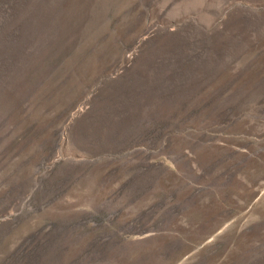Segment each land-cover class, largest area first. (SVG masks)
Segmentation results:
<instances>
[{"label": "rangeland", "instance_id": "374dc122", "mask_svg": "<svg viewBox=\"0 0 264 264\" xmlns=\"http://www.w3.org/2000/svg\"><path fill=\"white\" fill-rule=\"evenodd\" d=\"M0 264H264V0H0Z\"/></svg>", "mask_w": 264, "mask_h": 264}]
</instances>
